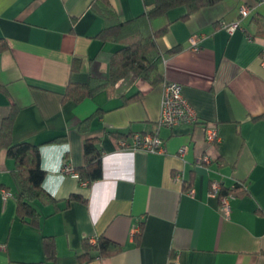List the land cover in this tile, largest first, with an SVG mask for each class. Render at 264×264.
<instances>
[{
  "label": "crops",
  "instance_id": "obj_1",
  "mask_svg": "<svg viewBox=\"0 0 264 264\" xmlns=\"http://www.w3.org/2000/svg\"><path fill=\"white\" fill-rule=\"evenodd\" d=\"M95 1L0 0V39L8 44L0 53V128L16 107L12 141L39 147L50 197L35 203L37 224L23 222L16 199L2 196L16 185L15 163L0 151V264H83L85 241L102 235L122 251L89 264H264V38L250 19L233 34L222 27L239 20L242 5L264 20V0H220L188 19L179 7L154 19L153 30L168 26L159 49L180 47L160 65L163 82L130 74L75 103L64 100L67 86L107 79L122 46L99 38L105 21ZM108 1L121 21L154 5ZM165 81L182 84L195 123L158 126ZM211 129L221 142L208 139ZM134 133H157L164 151L124 148ZM90 137L99 140L103 175L85 186L62 170L66 161L84 165ZM213 181L244 187L228 218ZM72 195L81 200L68 201ZM45 237L54 240V260Z\"/></svg>",
  "mask_w": 264,
  "mask_h": 264
},
{
  "label": "trees",
  "instance_id": "obj_2",
  "mask_svg": "<svg viewBox=\"0 0 264 264\" xmlns=\"http://www.w3.org/2000/svg\"><path fill=\"white\" fill-rule=\"evenodd\" d=\"M220 0H154V5L142 16L131 21H121L112 9L108 0H96L92 4L95 12L105 21V28L98 35L103 42H116L122 44L112 56L109 67V75L105 80L95 79L88 84L70 83L64 92V100L72 99L75 103H81L86 99L93 98L106 86L116 84L130 74L156 86L163 82L160 73V65L166 55L172 56L180 51L175 47L163 53L157 39L168 31V26L159 30L152 29V22L156 18L166 16L171 10L184 7L187 10L183 19H188L200 9L215 5ZM247 19L257 23L258 31L264 38V20L251 14ZM245 19V20H247ZM251 38L252 35L250 34ZM8 49L5 40L0 39V53ZM76 59L73 71L78 69ZM0 90L5 88L0 86ZM134 98L127 99L130 102ZM16 107H12L10 114L3 120L0 128V151L7 150V155L15 163L13 176L16 191L13 193L17 201V215L23 222L38 223L39 212L35 203L39 200L49 199L43 189L45 171L41 168V152L38 146L29 142L14 143L12 141V129ZM260 118H264V115ZM113 135L117 136L118 133ZM85 163L75 171L79 174V182L87 186L102 178V151L97 138H88L84 145ZM242 185H234V189L225 188L220 192V197L227 194L238 196ZM81 200L80 196L72 195L68 201ZM44 250L47 259L56 258V248L53 238H44ZM122 246L105 236H99L92 244L88 239L83 245V252L79 259L83 264H89L96 258H105L118 255Z\"/></svg>",
  "mask_w": 264,
  "mask_h": 264
},
{
  "label": "built area",
  "instance_id": "obj_3",
  "mask_svg": "<svg viewBox=\"0 0 264 264\" xmlns=\"http://www.w3.org/2000/svg\"><path fill=\"white\" fill-rule=\"evenodd\" d=\"M240 18L238 21L227 23L223 22L222 27L228 33L233 34L237 30L244 29L242 23L251 14L252 10L246 6L242 5L240 7ZM191 42L194 47L197 46L198 38L196 36L191 38ZM264 63V52L262 55ZM197 121V114L192 108L188 100L183 95V86L178 82L165 81L163 83V94L160 106V117H159V127L174 128L181 126L183 124H193ZM208 139L214 142H221V138L215 129L208 131ZM163 140L158 136L157 133H134L130 136V141H123L122 146L124 148L133 150H142L148 153H162L164 151ZM185 150H183L184 152ZM204 161L209 162L208 157L204 158ZM63 173L65 175L71 176L74 179H79V174L75 171V168L70 162H65L63 166ZM86 186V184H84ZM234 189V185L230 187ZM223 186L217 181H213L211 184V191L213 195H220ZM2 196L4 201L14 198L13 193L6 189H2ZM235 199L234 194H227L220 197L221 211L226 218L229 217L231 212L230 202ZM136 232L139 229H135ZM95 243V241H92ZM5 246L0 244V250H4Z\"/></svg>",
  "mask_w": 264,
  "mask_h": 264
}]
</instances>
